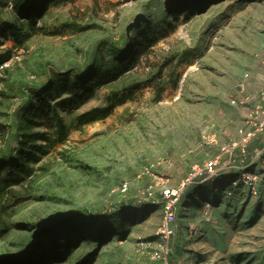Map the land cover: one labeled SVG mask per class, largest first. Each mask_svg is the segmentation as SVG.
Instances as JSON below:
<instances>
[{
    "label": "rangeland",
    "instance_id": "1",
    "mask_svg": "<svg viewBox=\"0 0 264 264\" xmlns=\"http://www.w3.org/2000/svg\"><path fill=\"white\" fill-rule=\"evenodd\" d=\"M21 1L39 7L34 25L17 14ZM138 15L146 21L136 27ZM7 53L0 66V178L4 154L28 170L17 184L0 183V220L11 227L0 236V255L19 253L39 226L41 234L50 231L49 221L94 212L100 230L102 221L105 229L115 225L112 218L119 227L104 242L88 229V241L71 243L69 255L51 264H150L137 243L158 229L162 211L139 203L144 182L172 185L166 161L189 154V140L217 145L205 123L217 125L218 105L243 111L264 92V0H0V54ZM97 72L102 85L90 100L69 112L57 108L66 127L60 136L39 101L55 108L69 96L63 84L96 86ZM107 106V118L79 126L82 114ZM246 119L255 132H240L231 145L264 132L259 106ZM30 151L38 159L27 160ZM255 155L258 171L249 183L238 172L196 205L186 202L194 188L183 194L179 230L197 229L191 239L180 236L182 264H264V148ZM146 169L151 174L142 175ZM10 192L21 197L15 205ZM200 222L206 227L199 231ZM170 245L168 262L178 264L174 240Z\"/></svg>",
    "mask_w": 264,
    "mask_h": 264
},
{
    "label": "trees",
    "instance_id": "2",
    "mask_svg": "<svg viewBox=\"0 0 264 264\" xmlns=\"http://www.w3.org/2000/svg\"><path fill=\"white\" fill-rule=\"evenodd\" d=\"M194 1L203 2L204 0ZM37 8L39 7L33 5L28 6V3L21 1L16 4L15 10L19 16L25 18L32 25H34L36 17L39 16ZM10 33L13 34V32ZM9 59V53L0 54V66H2ZM99 73L100 72H97L94 76L96 80L95 82H98L96 86H92L91 84V86L89 85V88H84L81 84L78 85V87L74 86V83H69V86H67V84L64 86L63 84L61 87L62 89L64 88L67 90L69 96L61 98L58 102L54 103L55 108H53V106H51L50 103L45 99L39 101V111L41 110V116L57 128L58 134L60 136L64 135L66 127L63 124L62 118L57 112V108H60L64 112H69L77 109L80 105L90 100V98L93 97L96 88L102 85L99 84L101 83ZM86 76L87 75L85 74L83 77ZM107 103H110L109 99H107ZM111 111L112 106L91 109L78 118L79 126H84L98 120L105 119L110 115ZM37 137H40L43 140L46 139L45 134H38ZM25 155L27 160L38 159L35 157V154L31 153V151L27 152ZM3 158H6L5 166L3 167L5 168V171L0 178V183H3L5 186H9L12 183L17 184V182L21 179L22 174L28 170V167H26L24 163L20 161L14 162L9 154H4ZM236 188L237 186L233 187L234 193H237ZM10 195V205H15L21 200V197L15 192H10ZM141 205L146 207L147 204L141 203ZM97 216L98 214L94 212H84L72 218L66 217L59 218L56 221H49V223L55 222L52 225L46 226L51 228L49 232L44 231L41 234L40 231L44 229L42 228L44 225L39 226L38 228L40 231L34 235L26 248L22 249L16 255H0V264H51V262H60L61 259L69 255L72 248L71 243L76 241L79 245L81 242L88 241L86 234L88 229H93L92 231L96 233L97 240L99 239V242H104L108 238L109 231L112 232L118 228L119 223L118 220L112 218V221L115 223V225L109 229H105V222L102 221L99 225L101 227L100 230L93 223L94 220L97 219ZM0 225L3 226H0V236L6 234L11 228L9 224L3 220H0ZM18 226L24 228L26 226H30V224L20 223ZM61 237H66L64 244L59 242L61 241Z\"/></svg>",
    "mask_w": 264,
    "mask_h": 264
},
{
    "label": "crops",
    "instance_id": "3",
    "mask_svg": "<svg viewBox=\"0 0 264 264\" xmlns=\"http://www.w3.org/2000/svg\"><path fill=\"white\" fill-rule=\"evenodd\" d=\"M261 94L262 92H258L256 98H254L253 101L251 100L254 103L253 106H249L243 111L238 108H233L225 103L218 105L216 113L213 116L216 117L217 125L215 123H211L210 120L205 123V127L207 128L208 132L210 134L212 132L216 134V146H211L206 142H199L198 140L191 139L189 140L190 143L186 144V147L189 148V154H186L183 158H173V160L169 158L166 161V163H168V172L171 179V184L172 186H178L184 181L185 178L187 179L188 173L191 171L190 169L193 165H199L203 167L210 160H213L214 158L217 160L218 164L216 165L215 170L217 172L218 178H216L217 176L209 177L205 173L202 176L195 178L183 193H187L189 187L194 188L193 192L189 193L190 196L186 198L187 203L193 204L195 202V198L202 197L209 199L211 196H215L222 189L221 185H223L224 180L234 177L238 172L252 175L256 174L258 171V160L255 152L258 148H264V132L256 134L253 139L243 146H235L233 144L231 145V143L239 141L240 132L242 131L255 132L254 127L248 125L246 121V114L250 113L252 108L255 109L257 106L263 109L264 112V99L261 98ZM248 101L250 104V99ZM224 147H228V149L224 150ZM186 150L187 148L183 150V153H186ZM253 171L254 173H252ZM149 181L150 180L146 179L144 182V186L146 188L151 185ZM194 204L196 205V203ZM199 205L201 206L202 204ZM193 206L188 204L187 208L190 209L189 211L194 209L192 208ZM204 206L210 207L206 204ZM196 221L197 220H192V222ZM200 224L201 225L198 224L199 231L201 228L206 227L203 226L204 224L201 222ZM188 226L189 225L186 227L187 232L181 234L179 230L176 238L174 239V245L178 254V264H182V261H184V248L182 246L184 243L183 240L191 239L189 235L187 236L189 228ZM180 236L183 238L181 241H179ZM191 241L192 240H190V242Z\"/></svg>",
    "mask_w": 264,
    "mask_h": 264
},
{
    "label": "built area",
    "instance_id": "4",
    "mask_svg": "<svg viewBox=\"0 0 264 264\" xmlns=\"http://www.w3.org/2000/svg\"><path fill=\"white\" fill-rule=\"evenodd\" d=\"M261 98L264 99V92L261 94ZM259 131H264V122L259 125ZM255 133H247L243 136L240 143H246ZM217 160H210L202 168L198 165L192 167V174L188 178L181 182L178 186H172L167 183V180L154 178V184L148 186L143 192V197L139 203H147L152 206L159 204L162 211V220L158 229L148 238L139 240L137 243V254L139 257H147L150 264H169L168 256L171 252V240H174L179 232L178 226V207L177 204L180 201L185 189L194 181L195 178L202 176L204 173L209 177H216L217 172L215 170ZM149 175L150 170L146 169L142 175ZM218 178V176L216 177ZM220 179V177H219ZM229 179V178H228ZM225 179V181H228ZM240 181L249 183L251 177L247 173H242ZM229 185L236 187L238 182L231 181ZM123 189L127 190V183L123 184ZM196 224H190L188 229V235L192 238L196 234Z\"/></svg>",
    "mask_w": 264,
    "mask_h": 264
},
{
    "label": "water",
    "instance_id": "5",
    "mask_svg": "<svg viewBox=\"0 0 264 264\" xmlns=\"http://www.w3.org/2000/svg\"><path fill=\"white\" fill-rule=\"evenodd\" d=\"M143 21H146V17L144 15H138L136 18V22L135 24H133V26L135 25L137 27L140 24V22H143Z\"/></svg>",
    "mask_w": 264,
    "mask_h": 264
},
{
    "label": "bare ground",
    "instance_id": "6",
    "mask_svg": "<svg viewBox=\"0 0 264 264\" xmlns=\"http://www.w3.org/2000/svg\"><path fill=\"white\" fill-rule=\"evenodd\" d=\"M193 2V1H192ZM199 7H195L194 9H189L188 11L189 12H195L196 11V9H198ZM191 69H193V68H190L189 70H191Z\"/></svg>",
    "mask_w": 264,
    "mask_h": 264
}]
</instances>
